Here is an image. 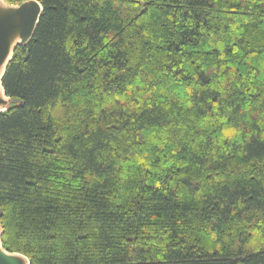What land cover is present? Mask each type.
Instances as JSON below:
<instances>
[{"label":"trees","instance_id":"trees-1","mask_svg":"<svg viewBox=\"0 0 264 264\" xmlns=\"http://www.w3.org/2000/svg\"><path fill=\"white\" fill-rule=\"evenodd\" d=\"M37 1L1 79L4 249L264 264V0Z\"/></svg>","mask_w":264,"mask_h":264},{"label":"water","instance_id":"water-1","mask_svg":"<svg viewBox=\"0 0 264 264\" xmlns=\"http://www.w3.org/2000/svg\"><path fill=\"white\" fill-rule=\"evenodd\" d=\"M41 12L42 6L37 0H25L19 4H8L0 0V112L11 102L1 86L5 68L14 48L26 45L32 38ZM1 234L0 226V264H29L23 254L4 249Z\"/></svg>","mask_w":264,"mask_h":264}]
</instances>
